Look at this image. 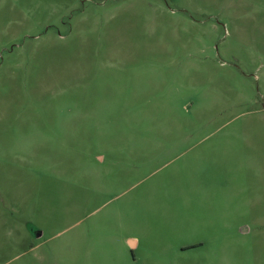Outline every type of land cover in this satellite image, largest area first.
Listing matches in <instances>:
<instances>
[{"label":"rangeland","instance_id":"374dc122","mask_svg":"<svg viewBox=\"0 0 264 264\" xmlns=\"http://www.w3.org/2000/svg\"><path fill=\"white\" fill-rule=\"evenodd\" d=\"M0 264H264V0H0Z\"/></svg>","mask_w":264,"mask_h":264},{"label":"crops","instance_id":"0c3cea01","mask_svg":"<svg viewBox=\"0 0 264 264\" xmlns=\"http://www.w3.org/2000/svg\"><path fill=\"white\" fill-rule=\"evenodd\" d=\"M129 242H130V246H131L132 250L137 251L139 249L140 242H139V240L137 238H131V239H129ZM195 248L196 247H194V245H193V246H190L189 249H195ZM186 250H188V248Z\"/></svg>","mask_w":264,"mask_h":264}]
</instances>
